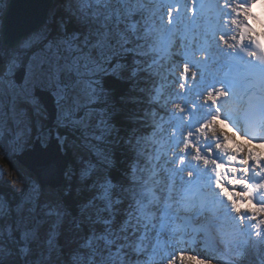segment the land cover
Returning <instances> with one entry per match:
<instances>
[{"label": "snow or ice", "instance_id": "6c2138e0", "mask_svg": "<svg viewBox=\"0 0 264 264\" xmlns=\"http://www.w3.org/2000/svg\"><path fill=\"white\" fill-rule=\"evenodd\" d=\"M6 4L0 50L14 47ZM258 4L61 0L16 41L39 54L22 82L15 52L0 61V158L31 143L32 117L42 152L54 135L87 156L43 162L48 196L34 185L14 207L0 202V264H264Z\"/></svg>", "mask_w": 264, "mask_h": 264}, {"label": "water", "instance_id": "95a60500", "mask_svg": "<svg viewBox=\"0 0 264 264\" xmlns=\"http://www.w3.org/2000/svg\"><path fill=\"white\" fill-rule=\"evenodd\" d=\"M56 5V0H10L7 10L3 16V30L8 37L5 44L13 46L16 49L19 45L16 41H23L33 31L42 29L50 18L51 12ZM7 58L0 52V61ZM26 70L18 69L16 78L23 81ZM50 114V125L54 123V117ZM4 139L2 140V142ZM54 159L61 166L69 168V162L64 155L63 150L59 149L55 136L53 135L47 153L41 151V146L38 142L34 147L17 156V160L35 173L42 187L49 186L45 182V178L40 174L41 166L46 159Z\"/></svg>", "mask_w": 264, "mask_h": 264}, {"label": "rangeland", "instance_id": "374dc122", "mask_svg": "<svg viewBox=\"0 0 264 264\" xmlns=\"http://www.w3.org/2000/svg\"><path fill=\"white\" fill-rule=\"evenodd\" d=\"M7 0V4H8ZM6 4V7H7ZM62 5H57L54 10L51 12V16L54 13H58L61 11ZM4 15V14H3ZM51 19V18H50ZM48 20V23L50 21ZM41 30V29H40ZM19 46L16 48L18 49ZM7 56L4 55L5 57H8V55L12 54L11 51H14L16 55L20 57V63L18 69H25L27 67V62L29 59H31L33 56L39 54V47L33 48V49H20L19 51H16V49H7ZM17 73V72H16ZM49 116L50 114H46L43 118V124L47 127L49 125ZM32 123L34 127L30 129L31 131V143L27 144L24 148L22 149H17L14 150L13 153L11 154V162L9 163L8 161L0 158V169L3 170V173L0 174V186L4 187L5 189L9 190L12 193V196L14 197H6L5 195L0 193V202H8L10 203L13 207L17 203H21L31 192L33 189V186H39L41 195L42 197L48 196L51 193V188L50 186L48 187H42L41 183L39 182L37 176L35 175L34 172L20 164L17 159L16 155L21 154L22 152L25 151V149L33 146L35 141L37 140V133L41 127V120L36 119L35 117L31 118ZM4 139V133L0 131V142ZM71 140V137H69ZM52 140V139H51ZM51 140L49 141V144L51 143ZM3 153V148L0 147V154ZM70 157L73 160L74 166L72 168H75L77 165V160L79 159V155L87 156V151L84 148L79 149V155L75 151H70ZM22 177L23 179H20ZM23 190V191H22ZM75 190V186H74ZM82 197H86L87 193H82ZM16 197V199H15ZM193 264H196V262H193ZM212 264H218L217 260H213Z\"/></svg>", "mask_w": 264, "mask_h": 264}, {"label": "trees", "instance_id": "16d2710c", "mask_svg": "<svg viewBox=\"0 0 264 264\" xmlns=\"http://www.w3.org/2000/svg\"><path fill=\"white\" fill-rule=\"evenodd\" d=\"M4 16V15H3ZM2 22H3V20H2ZM0 52L2 53V54H4V55H6L7 56V50L4 48L3 50H0ZM12 53L14 52V51H11ZM113 87H115V88H117L118 90L120 89V85H118V84H115V85H113ZM65 153L68 155V156H70L71 154H70V151H65ZM70 160L72 161V164L74 165V163H73V160H72V158L70 157ZM0 193L1 194H3V195H5L6 197H13L12 196V193L9 191V190H7V189H5L4 187H2V186H0ZM13 199H14V197H13ZM15 199H16V197H15Z\"/></svg>", "mask_w": 264, "mask_h": 264}, {"label": "clouds", "instance_id": "9594fccd", "mask_svg": "<svg viewBox=\"0 0 264 264\" xmlns=\"http://www.w3.org/2000/svg\"><path fill=\"white\" fill-rule=\"evenodd\" d=\"M260 35L264 36V33H261ZM262 47H264V44H262ZM260 150L264 151V149H260Z\"/></svg>", "mask_w": 264, "mask_h": 264}]
</instances>
